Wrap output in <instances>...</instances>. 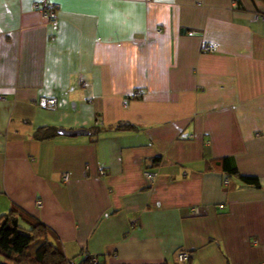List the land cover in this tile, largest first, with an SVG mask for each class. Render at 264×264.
<instances>
[{
    "label": "crops",
    "instance_id": "obj_1",
    "mask_svg": "<svg viewBox=\"0 0 264 264\" xmlns=\"http://www.w3.org/2000/svg\"><path fill=\"white\" fill-rule=\"evenodd\" d=\"M37 1L0 0V217L76 264H264V2Z\"/></svg>",
    "mask_w": 264,
    "mask_h": 264
},
{
    "label": "trees",
    "instance_id": "obj_2",
    "mask_svg": "<svg viewBox=\"0 0 264 264\" xmlns=\"http://www.w3.org/2000/svg\"><path fill=\"white\" fill-rule=\"evenodd\" d=\"M263 1L264 0H259ZM119 125L117 129H121ZM55 128H40L36 132L37 139H51L56 135ZM97 133H94L96 135ZM224 171L230 176H236L244 183L259 187L257 177L241 175L236 167H233L230 158L221 160ZM27 215L23 210L12 209L0 217V264H70L73 259H68L64 250L59 244L52 243L51 231L41 222L29 224V227L22 225ZM43 240L35 255L28 252L29 246ZM84 255L80 264H104L100 259Z\"/></svg>",
    "mask_w": 264,
    "mask_h": 264
},
{
    "label": "built area",
    "instance_id": "obj_3",
    "mask_svg": "<svg viewBox=\"0 0 264 264\" xmlns=\"http://www.w3.org/2000/svg\"><path fill=\"white\" fill-rule=\"evenodd\" d=\"M34 8L41 13L42 17L45 20H47V22L49 24H53V25L57 24V10H58V8L50 0H38L34 4ZM203 49L206 52H214L215 51V47L211 44H208V43L204 44ZM142 95H143V91L137 90L130 96V99H135V98L141 97ZM41 106L43 108H55L57 106V102L55 99H49V100H46V102H44ZM126 106H127V104H126ZM105 174H106V172L103 169H100V175L104 176ZM146 176L151 183H154L155 179L157 177V174L152 170H147ZM69 179H70L69 174H65L63 176L64 182H68ZM223 208H224V205H221L220 209H223ZM193 211L195 214L199 213L198 209H194ZM87 256L88 255H86V258H87ZM190 257H191L190 254L186 251H180L177 254L178 261L181 264H186L187 261L190 259ZM70 264H74V262L71 261Z\"/></svg>",
    "mask_w": 264,
    "mask_h": 264
},
{
    "label": "water",
    "instance_id": "obj_4",
    "mask_svg": "<svg viewBox=\"0 0 264 264\" xmlns=\"http://www.w3.org/2000/svg\"><path fill=\"white\" fill-rule=\"evenodd\" d=\"M60 133L62 135H67V136H80V135H88L90 132L86 130H77V131L60 130Z\"/></svg>",
    "mask_w": 264,
    "mask_h": 264
}]
</instances>
